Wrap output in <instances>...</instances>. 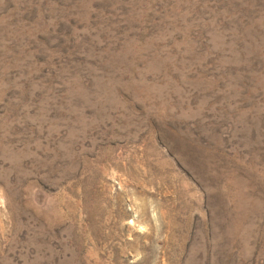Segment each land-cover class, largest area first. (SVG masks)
Here are the masks:
<instances>
[{"label":"rangeland","instance_id":"obj_1","mask_svg":"<svg viewBox=\"0 0 264 264\" xmlns=\"http://www.w3.org/2000/svg\"><path fill=\"white\" fill-rule=\"evenodd\" d=\"M0 264H264V0H0Z\"/></svg>","mask_w":264,"mask_h":264}]
</instances>
